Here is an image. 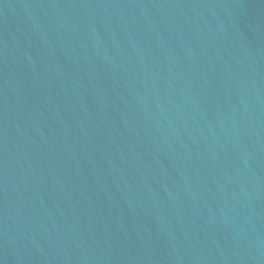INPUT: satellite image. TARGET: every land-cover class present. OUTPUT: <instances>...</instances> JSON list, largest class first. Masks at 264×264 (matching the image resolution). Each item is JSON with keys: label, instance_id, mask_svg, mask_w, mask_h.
<instances>
[{"label": "water", "instance_id": "obj_1", "mask_svg": "<svg viewBox=\"0 0 264 264\" xmlns=\"http://www.w3.org/2000/svg\"><path fill=\"white\" fill-rule=\"evenodd\" d=\"M0 264H264V0H0Z\"/></svg>", "mask_w": 264, "mask_h": 264}]
</instances>
